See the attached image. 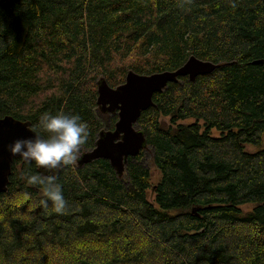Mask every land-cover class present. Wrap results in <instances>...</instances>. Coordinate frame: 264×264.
Wrapping results in <instances>:
<instances>
[{"label": "trees", "instance_id": "16d2710c", "mask_svg": "<svg viewBox=\"0 0 264 264\" xmlns=\"http://www.w3.org/2000/svg\"><path fill=\"white\" fill-rule=\"evenodd\" d=\"M190 56L220 67L154 94L136 123L147 148L121 178L106 160L61 168L63 214L31 207L43 197L23 173L38 170L13 162L0 264H264V0H0V118L78 114L90 150L117 120L97 117L100 78L115 88Z\"/></svg>", "mask_w": 264, "mask_h": 264}, {"label": "water", "instance_id": "95a60500", "mask_svg": "<svg viewBox=\"0 0 264 264\" xmlns=\"http://www.w3.org/2000/svg\"><path fill=\"white\" fill-rule=\"evenodd\" d=\"M218 67L217 64L191 56L173 71L151 75L128 71L124 82L115 88L100 78L97 81L96 106L103 114H116L117 121L113 129L99 131L94 147L80 154L76 166L106 160L116 175L122 177L128 158L137 156L147 144L144 132L135 129V126L141 113L154 105L153 95L161 93L169 83H177L180 78L193 82L198 76L210 74ZM30 126L29 121H19L11 116L0 118V194L7 192L12 163L20 159L13 157L7 146L16 139L30 137L33 134L29 131ZM60 170L56 171V176Z\"/></svg>", "mask_w": 264, "mask_h": 264}, {"label": "clouds", "instance_id": "9594fccd", "mask_svg": "<svg viewBox=\"0 0 264 264\" xmlns=\"http://www.w3.org/2000/svg\"><path fill=\"white\" fill-rule=\"evenodd\" d=\"M29 131L33 133L30 137L14 140L7 149L13 157L38 170L23 173L26 184L37 187L43 197L33 202L31 207L48 209L51 206L52 212L63 214L67 201L55 173L78 162L81 146L89 138V125L78 114L45 112ZM41 169L43 171H39ZM29 198L28 193L23 194L22 199Z\"/></svg>", "mask_w": 264, "mask_h": 264}, {"label": "rangeland", "instance_id": "374dc122", "mask_svg": "<svg viewBox=\"0 0 264 264\" xmlns=\"http://www.w3.org/2000/svg\"><path fill=\"white\" fill-rule=\"evenodd\" d=\"M97 112H98L97 117H98L99 119H101L103 123H107V124H108V123H109V117H110L111 115H109V114H102V113L99 112L98 110H97ZM161 122H162V126H164V127H167V126H168V119H164V118H162V119H161ZM192 122H193V120L190 119V120L182 121V122H179V123H180V124H190V123H192ZM105 129H107V128L105 127ZM135 129H138V128L135 126ZM211 135H212L213 137H217V136H218V133H217L215 130H212ZM96 137H97V136H96ZM263 146H264V134H263ZM246 150H247V151H253L254 148L251 147V146H248V147L246 148ZM84 151H85V149H84L83 147H81V149H80V154H81L82 152H84ZM80 154H79V155H80ZM142 164H144L146 167L149 168L150 175H151V184L154 185V183H155V182L158 180V178H159V173H158L157 169L155 168V166L151 163V161H150V155L148 154V152H145V154H144V156H143V158H142ZM148 200L151 201V202H152V200H153V199H152V194H151L150 189L148 190ZM248 209H249V207H242V211H243V212H246Z\"/></svg>", "mask_w": 264, "mask_h": 264}, {"label": "bare ground", "instance_id": "6f19581e", "mask_svg": "<svg viewBox=\"0 0 264 264\" xmlns=\"http://www.w3.org/2000/svg\"><path fill=\"white\" fill-rule=\"evenodd\" d=\"M190 57H191V56H190ZM190 57H189V58H190ZM189 58H188V59H189ZM208 62H209V61H208ZM217 65H218V64H217ZM218 66L220 67V65H218ZM180 67H181V66H180ZM219 67H218V68H219ZM164 72H165V71H164ZM211 73H212V72H211ZM207 75H208V74H207ZM96 94H97V82H96ZM155 94H156V93H155ZM153 96H154V95H153ZM96 99H97V97H96ZM152 101H153V97H152ZM97 110L99 111L98 108H97ZM99 112H100V111H99ZM102 114H103V113H102ZM109 115H116V114H109ZM116 117H117V115H116ZM116 121H117V120H116ZM114 124H115V123H114ZM113 126H114V125H113ZM112 129H113V128H112ZM102 130H110V129H102ZM146 148H147V144H146L145 148H143L142 150L144 151ZM142 150H141V151H142ZM87 151H88V150H85V151L82 152V153H85V152H87ZM141 151H140V152H141ZM82 153H81V154H82ZM79 156H80V155H79ZM135 157H136V156H135ZM128 159H129V158H128ZM18 160H20V159H18ZM14 161H16V160H14ZM14 161H13V162H14ZM21 161H22V160H21ZM127 161H128V160H127ZM23 163H24V162H23ZM12 164H13V163H12ZM126 165H127V164H126ZM126 165H125V168H126ZM75 166H76V164H75ZM76 167H77V166H76ZM11 170H12V166H11ZM114 172H115V171H114ZM124 173H125V170H124ZM124 173H123V175H124ZM123 175H122V176H123ZM117 177H118V176H117ZM118 178H119V177H118ZM120 178H121V177H120ZM151 193H152V189H151Z\"/></svg>", "mask_w": 264, "mask_h": 264}]
</instances>
